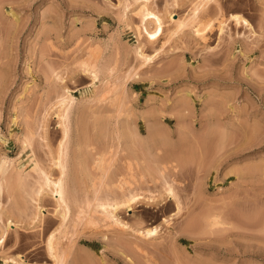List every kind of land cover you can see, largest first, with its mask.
I'll list each match as a JSON object with an SVG mask.
<instances>
[{
    "label": "rangeland",
    "instance_id": "obj_1",
    "mask_svg": "<svg viewBox=\"0 0 264 264\" xmlns=\"http://www.w3.org/2000/svg\"><path fill=\"white\" fill-rule=\"evenodd\" d=\"M149 1L148 7L166 21L167 11L187 19L198 0ZM218 2L217 9L199 14L208 22L204 39L185 26L156 50L158 42L147 41L133 31L138 23L133 0H0V264H5L4 255L20 257L24 264L54 263L46 248L50 232L58 235L60 244L73 241L67 264H77L75 258L82 259V264H129L125 259L130 255L135 264H146L149 258L161 264L178 253L187 264H264V0ZM11 11L17 20L13 21ZM234 14L249 25L235 23L230 18ZM219 20H224L221 31L217 30ZM165 24L170 27L171 23ZM138 43L152 55L145 63L135 55ZM87 61L97 71L95 79L91 69H82V62ZM120 82L124 86L118 91L115 87ZM66 89L73 92L74 99L66 119L69 210L64 218L60 213L64 209L58 206L51 188L45 185L40 191L39 183L45 180V172L52 179L61 175L55 162L63 140V121L59 124L57 111L61 107L56 103ZM119 96L124 100L118 105ZM117 115L122 123L128 117L125 121L135 126L142 145L136 141L132 149L123 138L125 143L122 140L116 146L111 132ZM149 130L151 134L155 130L153 142L150 136L146 138ZM25 137L30 141L27 146L22 144ZM168 151L176 158L165 154ZM95 152L108 154L103 156L111 170L108 168L110 175L107 172L103 183L106 178L121 180L124 175L128 180L125 188L145 198L139 199L132 211L123 209V218L132 224L147 223L148 228L158 226L157 233L163 236L176 228L183 237L175 245L177 253L171 249L174 255L168 256V246L167 252L154 249L150 242L156 244L165 237L156 233L155 237L162 238L149 241L126 236L134 248L129 252L124 247L128 256L124 257L119 246L128 243L126 238L119 242L109 233L114 228L109 230L105 221L87 224L89 216H102L86 203L94 197V189L104 197L106 188L119 181H100L101 172L92 166L100 156ZM159 156L167 161L163 162L167 167L160 160L157 168L167 174L156 170ZM179 163L184 166L181 173ZM157 172L162 176L157 177ZM163 176L173 183L177 195L181 194L180 211L175 210L174 199L160 198ZM152 194L157 200L151 202ZM209 207L214 214L222 211L225 220L219 227L209 225L213 220ZM203 212L211 215L209 221L205 222L209 217ZM197 213L204 215L192 217ZM201 219H206V224ZM197 220L206 225L204 229ZM188 222L197 228L184 233L183 225ZM100 232H107L109 238L101 237Z\"/></svg>",
    "mask_w": 264,
    "mask_h": 264
},
{
    "label": "bare ground",
    "instance_id": "obj_2",
    "mask_svg": "<svg viewBox=\"0 0 264 264\" xmlns=\"http://www.w3.org/2000/svg\"><path fill=\"white\" fill-rule=\"evenodd\" d=\"M133 2H134V4L136 3V7H134L133 8V13H134V15H136V16H138V23H135L134 25H133V31L135 32V33H137L138 34V36L141 34V35H143V37H144V39L145 40H147V41H150V42H154V43H156V42H158L157 44H158V47H156L157 49L156 50H158L159 48H161L163 45H164V43L166 42V41H168L169 40V38L171 37V35L172 34H174L177 30H181V29H183V27H185V26H190L191 27V33L195 36V37H197L198 39H204L205 37H204V30H205V28H206V25H207V23H204L203 21H202V19L201 18H199V14L201 13V12H206V10H208L209 11V8H213V7H218L220 4H219V2H218V0H198L195 4H194V6H192V8H191V11H190V15H189V17H187V19H186V17L183 19H180V18H177L176 17V15L172 12V11H167V13H166V15H165V17H166V21L167 22H169V23H171V24H169L170 25V27H166L165 25V23H166V21L164 20V18L160 15V14H158V12H155L154 10H152L151 9V7L149 8L148 7V2H150L149 0H133ZM211 3H213V4H211ZM128 6V4H125L124 6H123V12H124V10H125V7H127ZM217 9V8H216ZM219 9V8H218ZM123 12H122V14H123ZM11 15H12V17H13V21H15V20H17V15L13 12V11H11ZM231 19H233V21L235 22V23H241V22H244V23H246V24H248L249 25V23L244 19V18H242L240 15H238V14H234V15H232L231 17H230ZM149 24H153L152 25V27L153 28H151L150 26H149ZM223 25H224V20H219L218 21V24H217V30L218 31H221L222 30V28H223ZM136 34V35H137ZM166 34V35H165ZM163 35V36H162ZM135 55L138 57V58H140V61L142 62V63H145V62H147L148 60H150L151 58H152V55H150V54H148L143 48H142V45L140 44V43H138L137 45H136V47H135ZM88 62V61H87ZM83 63V67L84 68H82L83 69V71H88V69H91V71L93 72H91L92 74H93V79H95L96 77H97V71L95 70V69H93V65L91 64V63H86V62H82ZM81 63V64H82ZM119 85H118V87H115L116 89H120V88H122L123 86H124V84L123 83H118ZM123 85V86H122ZM115 86V85H114ZM113 86V87H114ZM120 86V87H119ZM110 88V87H109ZM109 88H108V90H107V88H106V90H107V92H110L109 91ZM113 89V88H112ZM119 89H118V91H119ZM123 90V89H122ZM65 92H63L62 94L63 95H60V97H59V99H58V101H57V105L59 104L60 105V107L61 108H59L58 109V111H57V116L58 117H60V118H58L59 120V124H60V122H62V124H60V125H62L63 127H62V130H63V140L61 139V142H59V144L60 145H58V151L59 152H57L58 153V156H57V158H56V162H55V160L53 161V163L55 162V165H57V167L58 168H60L59 169V171H60V176L58 177V178H53V179H55V180H53L52 178H49V175L50 174H48V172H45V173H47V175H45L44 176V178H45V180L44 179H42L41 180V183H39V184H41V186L39 187V190L41 191V189L46 185V186H48V188L50 187L51 188V191H52V193H53V195L55 196V199L57 200V203H59L60 205H58V206H61V208H63L62 210L63 211H61L60 210V213L62 214H60L61 216H63L64 218H65V215H66V212L68 213V210H69V205H68V200L66 199L67 198V194H66V192H67V190H66V185H67V181H65V174H67L66 173V171H67V167H68V164L66 165L65 163H67V162H65L66 160H65V158L66 157H68L67 156V143H66V139L68 138V135H69V133H68V126L66 125L67 123H66V119H67V116H68V112L67 111H69L68 109H69V105H71V103H72V100L74 99V94H73V92L70 90V89H66V90H64ZM113 91V90H112ZM112 91H111V93H112ZM123 93H124V91H122ZM117 90H116V92L113 94L115 97H114V99L116 98V96H117ZM116 94V95H115ZM111 95V94H110ZM123 95V94H122ZM113 96H111V98H112ZM109 98H110V96H109ZM117 98H118V96H117ZM119 98H120V96H119ZM123 98H125L124 96H123ZM121 99V98H120ZM119 99V102H118V99H117V104L119 105V103H123V100H122V102H121V100ZM109 100V99H108ZM109 101H114V100H109ZM115 102H116V99H115ZM116 104V105H117ZM117 105V106H118ZM116 106V107H117ZM119 107L120 106H118V108L117 109H119ZM129 108V107H128ZM127 108V109H128ZM116 109V108H115ZM126 109V108H125ZM124 109V110H125ZM126 109V110H127ZM121 110H123V107H122V109ZM117 112V111H116ZM124 112V111H123ZM126 112V111H125ZM128 112H129V110H128ZM119 113L121 114V112H120V110H119ZM130 113V112H129ZM125 114H127L128 115V113L126 112ZM119 115V114H118ZM118 115L115 117L116 119H115V121L113 122V125H114V127H113V132H111V133H113L112 135H113V139L115 140V142L117 143V145L116 146H119L118 144H122V140H124V139H126V144L128 143V144H130L129 146L130 147H132V149H134L133 147H135L134 145H136V144H138V143H140L141 141H137V140H141V139H139V138H141V137H139L140 135H139V133H138V131L136 130V128H135V126H134V128H132L129 124H127L128 123V121L126 122L125 120H127L128 119V117H126V119L123 121V123H124V126H123V123L120 121L119 122V119H118ZM61 119V120H60ZM122 125V126H120V124ZM112 125V126H113ZM106 127V126H105ZM104 129H106V128H104ZM156 130V129H155ZM155 130H154V133H155ZM150 131H152V130H149V134L147 135V137L146 138H149V136H150V141H152L153 139H155V134L154 133H150ZM153 132V131H152ZM151 134V135H150ZM158 134V133H157ZM104 136H105V134H103ZM102 135V136H103ZM160 136V135H159ZM26 137H28V136H26ZM25 137V139H23L22 140V144L24 145H26L27 146V144H29V142H28V140H30V138L27 140V138ZM154 137V138H153ZM124 138V139H123ZM145 138V137H144ZM153 138V139H152ZM159 138V137H158ZM157 137H156V139H158ZM143 139V138H142ZM68 140V139H67ZM144 140H146L147 141V139H144ZM136 141H137V143H136ZM146 141H144V143H145V145L146 144H150V143H146ZM148 141H149V139H148ZM147 141V142H148ZM124 143H125V140L123 141ZM153 142V141H152ZM65 143V144H64ZM116 143H114V144H112V145H115ZM136 143V144H135ZM132 144H134L133 146H132ZM143 143L141 142V145H142ZM152 144V143H151ZM24 145V146H25ZM150 146V145H149ZM146 147H148L147 145H146ZM145 148V147H144ZM67 149V150H66ZM131 149V150H132ZM151 149V148H150ZM158 149V148H157ZM109 150H111L110 148H109ZM135 150H138V149H136L135 148ZM145 150H147V148L145 149ZM148 150H149V148H148ZM100 151H102V149L100 150ZM103 151H105L106 152V149L105 150H103ZM139 151V150H138ZM135 152V151H134ZM137 152V151H136ZM169 153H166L165 152V154H172L173 155V157H171V159H175L176 157H175V154L172 152V151H168ZM95 153H97V152H95ZM102 153V152H101ZM101 153L100 154H98V155H100V156H98L97 154V156L95 155V157H97L96 158V160H94L95 161V166L94 165H92L93 167H95L96 169V172H98L97 170H99L101 173L100 174H98L99 175V179H100V181L102 180V183L104 182L103 181V177L104 176H106V174H107V172H109V170H111L108 166V164H107V161H106V163H105V160H104V157H105V159H106V156H103V155H108V154H105L104 152V154L102 153V155H101ZM107 153V152H106ZM108 153H109V151H108ZM146 154V153H145ZM163 156V155H162ZM161 156V157H162ZM169 158H168V161L170 160V156L169 155H167ZM108 157V156H107ZM175 157V158H174ZM54 158V159H55ZM159 158V159H158ZM157 159V161H159L158 163H156V168H157V166H158V164H161V162H160V160H162V165H164V161L165 160H163V159H161L160 158V156L158 157ZM108 159H109V157H108ZM164 159H167V158H164ZM53 160V159H52ZM68 160V159H67ZM182 160V159H181ZM181 160H174L175 162H177V161H179V162H181ZM4 161V160H3ZM35 161V160H34ZM93 161V160H92ZM183 161V160H182ZM5 162V161H4ZM33 161L31 160V163H32ZM36 162V161H35ZM165 162H167V161H165ZM170 162H172L171 160H170ZM185 162V161H184ZM34 163V162H33ZM109 163V162H108ZM128 163H130V162H128ZM186 163V162H185ZM184 163V164H185ZM1 164H2V162H1ZM4 164V163H3ZM3 164H2V166H3ZM36 164V163H35ZM35 164H33L32 166H35ZM93 164V163H92ZM177 165H178V163H176ZM180 164H182V163H179V166H181L182 168H180L179 166V169H181V171H180V173L182 172V169H183V164L182 165H180ZM105 165H107V166H105ZM111 165V164H110ZM166 165V164H165ZM164 165V166H165ZM188 165V164H187ZM187 165H185L186 167H188ZM1 166V169L3 168ZM84 166H86V165H84ZM128 166H130V165H128ZM160 166V165H159ZM159 166H158V168H159ZM165 167H167V165L165 166ZM35 169H36V167H34ZM108 168H109V170H108ZM156 169V170H159V169ZM162 168V167H161ZM160 168V170H161V173H162V170H163V172H165L164 171V169H161ZM164 168V167H163ZM248 169H249V167H247ZM33 169V168H32ZM34 169V170H35ZM40 168H38L37 170H39ZM129 169V168H128ZM127 169V170H128ZM178 169V168H177ZM186 169H188V168H186ZM186 169H185V172H186ZM159 170V171H160ZM166 170V169H165ZM174 170V169H173ZM178 171V170H177ZM178 171V172H179ZM184 171V170H183ZM156 172V171H155ZM44 173V174H45ZM128 173H130V169H129V172ZM132 173V172H131ZM166 174H167V172H165ZM174 173H177L176 171L175 172H172L171 173V175H173ZM184 173V172H183ZM187 173V172H186ZM43 174V173H42ZM156 174V173H155ZM154 174V175H155ZM158 174L159 175H161L160 173H158L157 172V177H158ZM164 174V173H163ZM185 174V173H184ZM189 174V173H188ZM108 175V174H107ZM109 175H110V172H109ZM119 175V174H118ZM128 175V174H127ZM132 175V174H131ZM153 175V176H154ZM181 175V174H180ZM186 175V174H185ZM123 176L124 175H122V179L121 180H119V179H111V181H110V178H106L107 179V183H110V182H112L113 180H119L118 182H117V184L116 183H114L115 184V186L114 185H112L111 187H108V188H106V190H107V192H105V196L103 197H99L98 195H97V191H96V189H94V192L95 193H93V198H92V200H94V201H92V200H90V198H89V201H90V203H89V201H88V199H87V201H86V203H88L89 204V207H90V205H92L93 207H95V209L94 208H92L93 209V211L94 212H100L101 214H102V216L101 217H99V219H95V218H91L89 215V217L87 218L88 219V225H90V223H94L95 224V222H96V220H101L102 222L103 221H105V223H104V225L106 226V225H108L107 227H111L112 226V228H114V229H112V228H110L109 230H111V232H109V233H114L115 235H116V238L117 239H119L118 241L119 242H121V240L122 239H124V238H126V236H131L133 239H149V241L150 240H156V239H158L159 240V238H162L161 236H163V235H161V234H159V233H157V228L156 227H158V226H156V227H150V223H148L149 224V227L150 228H148V227H145V226H147V223H146V225L145 226H143V225H140V223H135V224H132V222H127V220L128 219H124L123 218V209L124 210H126V211H132V209H133V205L134 204H136V202L139 200V199H141V198H144L141 194H139L138 192H136V191H133V190H131L130 188H125V186L123 185V184H126V181H128L127 179H123ZM128 176H130V175H128ZM162 176V175H161ZM167 176V175H166ZM125 177H126V175H125ZM124 177V178H125ZM165 176H163V178L162 179H164V181L165 182H163L162 184L164 185V187H163V191H162V193L160 192L159 194L161 195V197L160 198H162V196L164 197H170L169 199H174V201L172 200V202H175L176 203V208H175V210L176 211H180V202H181V200L179 199L180 198V196H181V194H180V196L179 195H177V193H176V191H175V187H173L171 184H173V183H168L167 181H168V179H167V181H166V179L164 178ZM174 177H176V176H174ZM182 177H184V176H182ZM187 177V176H186ZM185 177V178H186ZM103 178V179H102ZM159 178H161V177H159ZM159 178H158V180H159ZM187 178H189V177H187ZM155 180H157V178H154ZM161 179V180H162ZM175 179H177V178H175ZM181 179V181H182V179L183 178H180ZM43 180H44V182H43ZM184 180V179H183ZM100 181H99V184L101 185V183H100ZM115 181H113V182H115ZM169 181H171V180H169ZM3 182V181H2ZM105 182V183H106ZM113 182H112V184H113ZM43 183H44V185H43ZM105 183H103V184H105ZM111 184V183H110ZM183 185H185V183L183 184ZM117 189H115L114 187ZM106 187V186H105ZM162 187V186H161ZM185 187V186H184ZM183 187V188H184ZM41 188V189H40ZM49 188V189H50ZM115 189V190H110V189ZM178 188V186L176 187V189ZM109 189V190H108ZM38 190V191H39ZM37 191V190H36ZM42 191H43V189H42ZM48 191H50V190H48ZM50 191V192H51ZM37 193V195H39V192H36ZM40 194H41V192H40ZM95 194V195H94ZM36 195V194H35ZM145 196H147V195H145ZM157 196H158V194H157ZM179 196V197H178ZM37 197V196H36ZM165 197H164V199H165ZM149 198L151 199V202L154 200H157V197L155 198V196H153V194L151 195V197L149 196ZM181 198H183V197H181ZM37 199V198H36ZM145 199V198H144ZM147 199V198H146ZM150 199H147V200H150ZM163 199V200H164ZM141 200H143V199H141ZM84 201V200H83ZM91 201H92V204H91ZM150 202V201H149ZM158 202V201H157ZM161 202V201H160ZM138 203V202H137ZM156 203V202H155ZM224 203V202H223ZM62 204H63V206H62ZM88 204H87V206H88ZM154 205V204H153ZM91 206V207H92ZM156 207V206H155ZM154 207V208H155ZM214 207V206H213ZM219 207H221V206H218V208ZM223 207V206H222ZM221 207V209H223ZM182 208H183V206H182ZM212 208V207H211ZM92 209H91V211L90 212H93L92 211ZM207 209V208H206ZM210 209V207L207 209L208 210V212H210L211 210H209ZM215 209V208H214ZM217 209V208H216ZM260 209V208H259ZM160 210V209H159ZM207 210H204L205 212H207ZM233 210V209H232ZM235 210V209H234ZM41 206L40 207H38V210H37V213H38V215L39 214H41ZM230 211V210H229ZM207 212V213H208ZM218 212V213H217ZM227 212V211H226ZM233 212V211H232ZM234 212H237L236 210L234 211ZM238 212H239V210H238ZM176 213V212H175ZM179 213V212H178ZM178 213H176V214H178ZM204 213V212H203ZM202 213V214H203ZM207 213L204 215L205 217H209V216H213V220L210 222V224L209 223H207V227L206 228H208V227H210L209 225H211V226H213L214 227V225L213 224H217L218 225V223H219V225H220V223L222 222L221 220H225V219H222V218H225V217H222L220 214L222 213V211L220 210V212H219V210L217 211L216 210V213L214 214L213 212H210V214L211 215H209V216H206L207 215ZM224 213H225V211H224ZM227 213H231V211L230 212H227ZM227 213H225V214H227ZM160 214V213H159ZM199 213H197V214H192L191 216L192 217H197V216H195V215H198ZM201 214V215H202ZM232 214V213H231ZM237 214V213H236ZM36 215V214H35ZM38 215H37V218H38ZM201 215L199 216V219H200V217H201ZM162 216H164V215H162ZM190 216V217H191ZM227 218H228V215H225ZM231 216H233V215H229V217H231ZM62 217V218H63ZM190 217H189V219H190ZM191 217V220H193V222H194V219ZM204 217V218H205ZM233 217H236V215L235 216H233ZM40 218V217H39ZM38 218V219H39ZM98 218V217H97ZM155 218V217H154ZM211 217H209V218H207L208 220H204L203 219V221H205V222H207V221H209V219H210ZM150 219V218H149ZM156 219V218H155ZM198 219V218H197ZM141 220V219H140ZM145 220V219H144ZM153 221V220H152ZM167 221V220H166ZM165 221V222H166ZM198 222L200 221V220H197ZM197 221H195L196 223H197ZM201 221H202V219H201ZM202 221V222H203ZM100 222V221H99ZM137 222H139V221H137ZM145 222V221H144ZM143 222V223H144ZM148 222V221H147ZM168 222V221H167ZM166 222V223H167ZM205 222H203V224L205 223ZM226 222V221H225ZM189 223V222H188ZM186 224V223H184L185 225H183V226H185V231H184V233H186V231H188V230H190L191 228H193L194 226H192V223H189V224ZM200 223L201 222H199V225H200ZM86 224V225H87ZM142 224V223H141ZM198 224V223H197ZM206 224V223H205ZM209 224V225H208ZM225 223H223V224H221V225H224ZM219 225H218V227H219ZM1 226V225H0ZM61 226H62V224H61ZM203 226H206V225H203ZM203 226H199V227H203ZM216 226V225H215ZM102 227V226H101ZM168 227V226H167ZM196 227V226H195ZM194 227V228H195ZM213 227L211 228V229H213ZM217 227V226H216ZM59 228V227H58ZM173 228V227H172ZM197 228V227H196ZM195 228V229H196ZM205 227H203L202 229H204ZM215 228V227H214ZM105 229H107V228H105ZM173 229H174V231H173ZM173 229H171L169 232H167L168 233V236L166 235H164L165 237H166V239H164V241H163V239L161 240V241H159V242H157L156 241V244H153L152 242H150L152 245H153V247H154V249H159V250H161V249H163V250H165V252H167L166 251V247L168 246L169 248H170V251L168 252V256H169V253H171L170 255H174V253H177V251H176V247H175V245H176V243L177 242H179V241H182L183 240V237H181L180 236V234H177V230H176V228H173ZM178 229V228H177ZM209 229V228H208ZM211 229H210V232H213V230L211 231ZM55 230V229H54ZM53 230V231H54ZM75 230H76V228H75ZM181 230H182V228H181ZM180 230V231H181ZM184 230V229H183ZM194 229H192V231H193ZM3 231V230H2ZM180 231H178V232H180ZM191 231V230H190ZM205 232L206 231H208L207 229H205L204 230ZM74 233V232H73ZM159 234V235H161V236H157V237H155V234ZM107 232H104V233H102L101 234V232H100V235H101V237H106V239H108L109 237H107ZM109 235V234H108ZM58 235H56L54 232H50V234H49V236L47 237V241H46V248H47V251H48V253H49V255L51 256V257H53V260H54V263L52 262V264H67V258H68V256H70V251H72V249H71V247H72V243H73V241L72 240H70L71 241V244H70V241H68L69 243H63L62 241H61V244L59 243V240L60 239H58V237H57ZM70 236H68L67 237V239L69 238ZM124 237V238H123ZM122 238V239H121ZM128 238V237H127ZM126 238V240H127V242H128V239ZM130 238V237H129ZM131 238V239H132ZM69 239H71V238H69ZM66 240V239H65ZM123 241H125V240H123ZM130 241H132V240H129V242ZM65 242V241H64ZM127 243L128 245L131 243ZM134 242V241H133ZM132 242V243H133ZM63 243V244H62ZM116 243H117V240H116ZM124 242H122L121 244H123ZM136 243V242H135ZM134 243V244H135ZM147 243L148 244H150L148 241H147ZM155 243V242H154ZM119 244V243H118ZM117 244V245H118ZM126 244V245H127ZM137 245H138V243H136ZM135 244V246H137ZM61 245H65V246H61ZM120 245V244H119ZM118 245V246H119ZM125 245V244H124ZM122 246V245H120L119 247H120V250H122V251H120V254L122 255V254H125L124 255V257H126L127 255H126V253H127V251L125 250V248L124 247H126L127 248V250L130 248V247H133V245L132 244H130V246L128 247V246ZM175 248H174V247ZM167 247V248H168ZM124 248V249H123ZM134 248V247H133ZM132 248V249H133ZM168 248V249H169ZM132 249H129L128 251L129 252H131V250ZM171 249H174L173 251H174V253H172V250ZM134 251V250H133ZM126 252V253H125ZM164 252V253H165ZM179 252V251H178ZM3 253V252H2ZM133 253V252H132ZM163 253V254H164ZM131 254V253H130ZM134 254V253H133ZM181 254V253H180ZM179 253H178V255H180ZM129 255V254H128ZM172 255V256H173ZM178 255L177 254H175L174 256H173V258L170 260L169 259V261H172L173 259L176 261H174L175 263L174 264H184L185 263V261H184V259L185 258H182V260H183V262L181 261V258H180V256L178 257ZM78 256V255H77ZM164 256V255H163ZM165 256H167V253H166V255ZM165 256H164V258H165ZM171 256V257H172ZM9 257H11L10 258V262L11 263H14V264H24V262L21 260V258L20 257H17L16 259H14L15 257H12V256H5L4 255V257H3V259H4V263L5 264H11L10 262H9ZM75 257V256H74ZM128 257V256H127ZM131 257H133V255L131 256L130 255V257H128V258H126L125 260H127L128 262H129V264H135L134 263V261L132 260V258ZM170 257V258H171ZM182 257V256H181ZM73 258V257H72ZM78 258H80L79 256H78ZM149 258V257H148ZM74 259V258H73ZM207 259V258H206ZM74 260H77L76 262H77V264L79 263V261L81 262L82 261V259H77V258H75ZM84 260V259H83ZM86 260H89V259H86ZM165 260H167V259H165ZM164 260V261H165ZM208 260H210V259H207V261ZM90 261V260H89ZM89 261L88 262H86L85 260L83 261V262H85V263H89ZM92 261V260H91ZM90 261V262H91ZM147 261V263L148 264H157V263H155V261L154 260H151L150 258L148 259V260H146ZM169 261H166V262H169ZM202 261V260H201ZM204 261V260H203ZM206 260L204 261V262H207ZM211 261V260H210ZM69 262V261H68ZM93 262V261H92ZM156 262H157V260H156ZM165 262V263H166ZM71 263V262H70ZM95 262H93V264H94ZM146 263V264H147ZM163 264H165L164 262H162ZM161 263V264H162ZM212 263H215L214 261H212ZM79 264H82V263H79ZM90 264V263H89ZM92 264V263H91ZM96 264V263H95ZM167 264V263H166ZM168 264H170V263H168ZM185 264H187V263H185ZM188 264H190V263H188ZM197 264H199V263H197ZM204 264V263H203ZM207 264V263H206ZM211 264V263H210Z\"/></svg>",
    "mask_w": 264,
    "mask_h": 264
}]
</instances>
